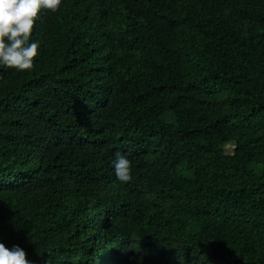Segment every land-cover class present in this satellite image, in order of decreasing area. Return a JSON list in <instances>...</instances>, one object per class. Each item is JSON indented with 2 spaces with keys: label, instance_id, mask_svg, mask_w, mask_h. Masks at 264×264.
Instances as JSON below:
<instances>
[{
  "label": "trees",
  "instance_id": "obj_1",
  "mask_svg": "<svg viewBox=\"0 0 264 264\" xmlns=\"http://www.w3.org/2000/svg\"><path fill=\"white\" fill-rule=\"evenodd\" d=\"M31 39L32 69L0 68V242L264 264V0H62Z\"/></svg>",
  "mask_w": 264,
  "mask_h": 264
},
{
  "label": "clouds",
  "instance_id": "obj_2",
  "mask_svg": "<svg viewBox=\"0 0 264 264\" xmlns=\"http://www.w3.org/2000/svg\"><path fill=\"white\" fill-rule=\"evenodd\" d=\"M62 0H0V68L27 71L38 55L39 42L31 39L33 26L41 10L57 11ZM111 165L121 183L132 179L131 162L117 152ZM0 264H30L18 245L11 249L0 242Z\"/></svg>",
  "mask_w": 264,
  "mask_h": 264
},
{
  "label": "rangeland",
  "instance_id": "obj_3",
  "mask_svg": "<svg viewBox=\"0 0 264 264\" xmlns=\"http://www.w3.org/2000/svg\"><path fill=\"white\" fill-rule=\"evenodd\" d=\"M231 148H227V151L230 152Z\"/></svg>",
  "mask_w": 264,
  "mask_h": 264
}]
</instances>
